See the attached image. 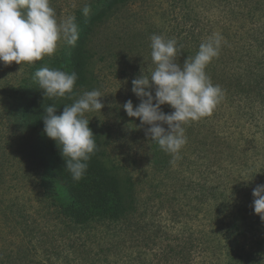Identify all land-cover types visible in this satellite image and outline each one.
<instances>
[{
    "label": "rangeland",
    "instance_id": "1",
    "mask_svg": "<svg viewBox=\"0 0 264 264\" xmlns=\"http://www.w3.org/2000/svg\"><path fill=\"white\" fill-rule=\"evenodd\" d=\"M188 2L201 14L202 20L205 12L213 11L214 14L218 11L216 2L208 5L204 0ZM103 5V0H50L58 22L68 16H74L75 20L81 16L87 22ZM85 6L90 7L87 16L82 11ZM171 8L169 0L130 3L118 8L113 17L99 22L88 40L95 83L80 91L78 98L91 90H99L103 95L101 102L105 107L101 111L87 112L85 116L90 121L89 127L100 139L104 163L115 174L131 178L136 185L135 210L128 216L131 219L111 229L109 236L101 237L100 232H96L95 238L84 243L89 230L63 220L56 213L58 211L49 209L48 201L38 187L39 169L31 145L36 134H16L6 125H0V249L6 255L20 240L23 224L28 219L41 224L38 229L42 246L39 254L47 264H86L87 259L100 252L103 264H123L121 261L128 254L140 256L141 264H264V221L252 207L253 189L264 184V175L238 183L239 201L235 216H220L213 205H202L198 199H190V189L183 191L182 188L204 180L206 176L201 170L211 164L220 166L221 172L230 169L233 152L224 148L223 135L215 136L217 133L209 127L197 129L180 151L175 165L168 163L159 169L152 158L155 143L145 135L150 126L141 125L138 118L129 117L122 107L129 99L134 107L141 102L132 92L130 78L134 71L131 64L156 67L151 57V37L159 34L151 30L155 26L161 31L160 35L172 39L168 35L171 20L168 11ZM177 49L175 62L183 67L187 58L180 54L178 45ZM71 51V47L61 41L54 54L32 63L5 65L0 61V95L18 88L23 82L33 86L37 81H34L37 70L59 68L57 61ZM63 102L71 105L74 100ZM163 126L167 128V125ZM225 127L229 128V125ZM235 168L241 171L239 165ZM157 188L159 191L156 192ZM129 222L141 227L137 243L130 242L125 230H121L123 226L129 228ZM253 222H256V229L248 237L239 236V228ZM119 232L123 239L120 236L118 240ZM125 237L127 244L124 243ZM122 240L119 248L117 244ZM84 249H93L91 256L85 259ZM172 249L184 251V257L170 256ZM95 258L99 259L98 256Z\"/></svg>",
    "mask_w": 264,
    "mask_h": 264
},
{
    "label": "trees",
    "instance_id": "2",
    "mask_svg": "<svg viewBox=\"0 0 264 264\" xmlns=\"http://www.w3.org/2000/svg\"><path fill=\"white\" fill-rule=\"evenodd\" d=\"M103 1V8L87 22L81 16L76 18L79 39L75 46L69 45L71 53L63 54L57 61L60 65L57 69L77 74L78 79L72 93L63 98H49L44 96L38 81L34 80L36 83L33 86L23 82L18 88L0 95V125H6L8 130L16 134H36L31 145L39 169L38 187L48 201L49 209L58 211L56 213L63 220L89 230L88 238L83 240L86 244L98 235L96 232H100L101 237L109 236L121 222H128V216L135 210L136 185L131 178L115 174L104 163L97 135L94 139L98 150L87 162L88 168L83 177L79 181L73 180L71 173L65 168L66 161L57 142L44 133L43 118L48 106L55 105L56 114L59 115L66 106L63 101H75L80 91L94 85L91 71L93 55L88 48L93 28L99 22L116 15L118 8L143 0ZM169 1L172 8L168 11L171 18L168 35L177 41L183 57H194L200 44L213 33H219L224 38L219 56L206 68L213 84L222 88L223 98L211 115L189 121L184 127L188 141L201 127L211 128L213 133H217V137L223 135L224 148L233 152L230 169L221 172L220 166L211 164L209 168L201 170L207 179L189 187L184 185L185 189L182 190L190 189V199H198L202 205H213L220 216L232 217L236 214L239 201L238 183L264 175V0H204L205 5L216 2L218 11L214 14L213 11L205 12L203 20L188 0ZM204 20L207 21L206 25ZM151 31L161 34L155 26ZM132 69L134 76L130 78L131 83L142 74V70L144 75H148L155 67L131 64ZM149 90L154 96V88ZM161 109L166 114L174 111L168 104L162 105ZM224 124L229 125V128ZM39 133L42 135L37 136ZM230 146L232 148H228ZM152 151L156 168L160 169L170 163L172 156L161 151L158 144H153ZM237 165L241 171L236 170ZM214 176L215 182L211 180ZM161 201L164 200L161 198ZM241 214L239 211V215ZM26 220L20 240L14 244L11 253L6 255L0 249V264H47L39 254L42 249L38 230L41 224ZM99 225L102 226L101 229ZM255 229L256 222L245 224L239 228V236L248 237ZM121 230H125L130 242H138L141 235L139 225L129 222V228L124 229L123 226ZM120 236L121 232L118 240ZM124 243L127 244L126 237ZM122 244L123 240L117 246L120 248ZM92 250H83L87 256L84 259L91 256ZM176 251L172 249L169 255L184 257V251ZM101 254L102 252L87 259L86 264H103ZM126 257L121 261L123 264L142 262L141 257L135 254H128Z\"/></svg>",
    "mask_w": 264,
    "mask_h": 264
},
{
    "label": "clouds",
    "instance_id": "3",
    "mask_svg": "<svg viewBox=\"0 0 264 264\" xmlns=\"http://www.w3.org/2000/svg\"><path fill=\"white\" fill-rule=\"evenodd\" d=\"M87 16L90 7L85 6ZM79 39L74 16L57 21L50 0H0V61L32 63L52 55L63 41L75 46ZM223 37L213 33L204 40L194 57H188L183 67L176 63L177 41L162 35L151 37V57L156 65L148 75L132 80V92L141 100L134 107L129 99L122 107L129 117L138 118L141 125H149L145 135L158 144L161 151L172 156L174 166L179 153L187 143L184 125L212 114L223 98V90L214 85L206 72L207 66L220 54ZM44 96L65 97L74 90L76 73L43 67L34 74ZM155 90L153 96L152 91ZM99 90L86 91L71 105L63 107L57 115V107L45 109L44 133L55 140L66 161V169L73 180L79 181L88 168V161L97 150L94 132L85 113L101 111L105 105ZM168 104L174 111L166 114L161 106ZM163 125H167L165 128ZM252 207L264 221V184H258L252 192Z\"/></svg>",
    "mask_w": 264,
    "mask_h": 264
}]
</instances>
